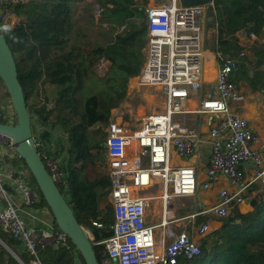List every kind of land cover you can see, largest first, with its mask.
<instances>
[{
  "label": "built area",
  "instance_id": "obj_1",
  "mask_svg": "<svg viewBox=\"0 0 264 264\" xmlns=\"http://www.w3.org/2000/svg\"><path fill=\"white\" fill-rule=\"evenodd\" d=\"M27 1L0 0V25L12 27L17 17L11 6ZM148 1L144 5V60L138 74L129 79L128 88L156 89L163 109L144 115L138 125L124 121V112L131 113L120 111L104 128L113 223L109 225L112 233L96 242L104 245L106 253L100 264H173L179 255L197 256L199 239L210 225L208 219L196 223V217L226 216L234 205L245 201L253 184L259 186L258 191L264 189V144L249 119L234 106L243 100L239 83L231 79L237 61L228 58L220 63L217 49L205 42V6L212 2L183 7L178 0ZM141 4L138 1L137 5ZM100 11L96 6L95 18ZM250 37L256 39L253 32ZM241 46L239 56L247 53L250 44ZM212 67L214 74L207 79L205 72ZM193 99L194 109L185 111ZM53 105L54 99H50L46 108ZM191 112L205 117L204 132L184 122V115ZM11 114L10 101H1L0 121L6 118L12 122ZM44 129L50 127L34 124L35 146L52 179L61 185L65 172L60 157L49 155L50 144L40 137ZM59 135L52 131L51 145ZM0 143L4 148L0 153V229L19 242L35 258V264H41L38 253L47 247L64 248L72 254L74 264H84L78 249L54 226L53 219L36 212L43 207L35 206L40 196L27 183L25 169L3 163V153L20 157L11 138L0 133ZM203 145L208 148V159L205 178L199 182L195 167L186 161ZM174 155L181 162L173 161ZM246 163L251 165L249 170ZM219 179L227 185L217 190L214 203L198 204L184 216H176V198L209 190ZM148 186L157 187L159 192L144 194L141 190ZM91 224L103 227L98 220ZM89 236L93 242L92 234Z\"/></svg>",
  "mask_w": 264,
  "mask_h": 264
},
{
  "label": "trees",
  "instance_id": "obj_2",
  "mask_svg": "<svg viewBox=\"0 0 264 264\" xmlns=\"http://www.w3.org/2000/svg\"><path fill=\"white\" fill-rule=\"evenodd\" d=\"M138 1L142 4L137 5ZM147 1L28 0L11 6L18 18L12 27L0 25V33L5 36L15 61L31 126L40 123L42 127H50L40 137L50 144L49 155L60 157L65 176L64 184L57 187L79 224L92 234L99 263L106 253L104 245L96 242L112 233L109 225L113 223V210L107 200L110 183L106 172L94 179L85 178L82 172L87 165L95 163L96 153L104 159V133L101 129L92 130V126L108 124L111 109L125 99L129 79L142 66ZM132 5L135 15L125 18L121 10ZM96 6L101 8L98 18H95ZM204 23L206 28L213 29L211 43L220 54L219 62L228 58L237 61L231 79L246 82L253 92L264 95V0H212V5L205 6ZM94 24L106 41L91 35ZM103 24H107L106 30ZM245 27L258 40L239 56L242 46L236 33ZM101 61L109 63L98 74L95 67ZM0 83V93L9 97L1 80ZM45 83L54 86V105L46 108V98L31 105L30 98ZM84 93L88 95L83 97ZM0 100L4 102L1 96ZM52 131L60 134L54 145H51ZM93 149L99 152L94 153ZM4 156V162L28 170L21 157ZM29 175L27 183L40 196L35 206L48 208L30 171ZM249 204L252 208L249 211L241 212L234 205L226 216L217 218L220 225L199 239V255L191 258L179 255L173 264H264V189L252 195ZM50 215L53 219L51 212ZM208 218L198 216L196 223ZM92 220L100 221L103 227H94ZM0 238L23 264H35V258L19 242L1 230ZM38 259L41 264H74L72 254L61 247L40 250ZM0 264L21 263L0 245Z\"/></svg>",
  "mask_w": 264,
  "mask_h": 264
},
{
  "label": "water",
  "instance_id": "obj_3",
  "mask_svg": "<svg viewBox=\"0 0 264 264\" xmlns=\"http://www.w3.org/2000/svg\"><path fill=\"white\" fill-rule=\"evenodd\" d=\"M178 1L183 7L206 5L212 2V0ZM0 80L9 95L15 114V120L12 122L0 121V133L11 138L15 152L24 160L53 216L57 228L66 234L70 242L78 249L84 264H100L96 258L88 231L77 221L73 210L58 189L37 152L30 114L22 86L17 77L15 61L2 33H0ZM4 246L15 259L23 264L9 247Z\"/></svg>",
  "mask_w": 264,
  "mask_h": 264
},
{
  "label": "crops",
  "instance_id": "obj_4",
  "mask_svg": "<svg viewBox=\"0 0 264 264\" xmlns=\"http://www.w3.org/2000/svg\"><path fill=\"white\" fill-rule=\"evenodd\" d=\"M133 8L132 6L130 7H125L121 10V14L125 17V18H128V17H133L134 15L133 14ZM76 13V8L74 7V17H76L75 15ZM127 14V15H126ZM18 19V18H17ZM104 27V30L107 29V24H103L102 25ZM213 32V29L210 28V33ZM250 33L251 32H248L247 28H242L240 29L237 33H236V36L238 38V42L240 45H243L244 43H248L250 44L249 47H251V45H253L257 40V36H256V39H252L250 37ZM95 38H97L99 41H106V36L103 35V34H100L98 37L97 35L95 36ZM206 41L211 43V39L209 37L206 38ZM143 49V48H142ZM143 52V50H142ZM108 61H101L99 63V66L100 67H103L104 69L107 68L108 66ZM98 65V64H97ZM249 73H252L251 70L249 69ZM214 74V67H212L210 70H206L205 72V77L207 79H210L212 77V75ZM239 83V86L242 90V93H243V100L239 103L238 105V109H241L242 110H238L240 113H242V115H244L245 117H247L249 119V122H250V125L251 127L257 131V133L259 134L260 136V143L264 144V126L263 124H257V122H255L254 119L258 120L257 115L253 114L251 111H249V109L251 107H253L255 105V111L258 112V109H261V107L264 109V95L262 92L260 91H256V92H253L251 90V88L248 86V84L246 82H243V81H237ZM47 85H50V86H53L51 84H48V83H45L43 84V87L47 86ZM0 89L2 90V85L0 83ZM4 93H0V96L2 97V99L4 100L5 103H8V101H10L9 97L7 96H4L2 95ZM193 101V102H192ZM1 102V101H0ZM190 105L191 104H194L195 101L194 99L190 101ZM246 108H245V107ZM245 108V109H244ZM242 111V112H241ZM14 113V112H13ZM183 117V115H182ZM261 117L263 118V115L261 113ZM186 118V119H185ZM11 119L13 120V114H11ZM184 122L186 124H195L196 126L200 127L202 129V131L204 132V130H206L207 128V125H206V119L204 116L198 114V113H188V114H185L184 115ZM3 147L0 148V153L2 154L3 152ZM4 154L2 155V158L4 160ZM208 159V148L206 145H203L202 148L193 156L189 159V161H186V162H189L190 164H192L195 169H196V174H197V179L199 182L203 181L205 176H204V168H205V165H206V161ZM6 161V160H4ZM3 163H10V162H4ZM173 161L175 162H181L175 155H174V158H173ZM245 166L248 168V170L250 169L251 165L249 163H246ZM25 178L27 179L28 178V175L25 174ZM225 185H227V182L226 180L224 179H219L218 181L214 182L212 185H211V188L209 190H206V191H200L199 193L200 196L197 197V200H196V203H195V206L198 205V204H201V205H208V204H211V203H214L216 201V193H217V190L220 188V187H224ZM258 188L259 186L256 185V184H253L250 188H249V195L250 193H253V195H255L256 193H258ZM159 189H157L158 191ZM153 192L155 193L156 190H155V187H151L147 190H144L143 192ZM159 192V191H158ZM157 193V192H156ZM199 195V194H198ZM252 197V196H251ZM251 199V198H250ZM249 199V200H250ZM195 207H193L192 209H194ZM42 209V207H41ZM238 209L241 211V212H246V211H249L251 210V206L249 204V201H244L243 203L239 204L238 206ZM43 210V211H42ZM42 210H36L37 213H42L45 214V216H47L48 218H51V215H50V212H48V209L46 210V207H43ZM190 212V211H189ZM188 213V212H187ZM213 219L212 217H209L208 220H209V225L210 224V220ZM217 219V218H216ZM220 225V221H217V222H214V225L213 227L216 228ZM210 229H211V226H210ZM1 230V229H0ZM2 231V230H1ZM3 232V231H2ZM6 245L2 239L0 238V245ZM7 246V245H6ZM8 247V246H7ZM15 253V252H14ZM16 254V253H15Z\"/></svg>",
  "mask_w": 264,
  "mask_h": 264
},
{
  "label": "rangeland",
  "instance_id": "obj_5",
  "mask_svg": "<svg viewBox=\"0 0 264 264\" xmlns=\"http://www.w3.org/2000/svg\"><path fill=\"white\" fill-rule=\"evenodd\" d=\"M132 15H135V11H133ZM204 28H206L205 23H204ZM98 29H99V27L94 24V28L91 31V35L92 36H94V35L96 36L97 35V37H98L100 35V33H101V32L98 31ZM205 36H206V38L209 37L210 39H212V33H210V28H206ZM206 38H205V41H206ZM206 44H210V43L207 42ZM95 72L98 73V74H102L104 72V68L100 67L99 64H98L95 67ZM92 89L95 90L94 87H92ZM82 94H83V90H82ZM53 95H54V86H50V85H47L45 87L41 86V88L37 89V91L34 94V96H32L30 98L29 103L31 105H37L39 102L40 103L43 102L44 98H46L48 100L52 99ZM87 95H88V93H84L83 97L87 96ZM190 103L191 102L189 101V103L187 104V106L184 109L185 111L194 109L195 105L194 104L190 105ZM238 105H239V103L238 104H234L236 110L238 109L237 108ZM255 108L256 107L254 105L253 107H251L249 109V111H251L255 115L258 114V116H257L258 120H256V119H254V120H255V122H257V124H263V126H264V109L261 107V109H258V112H256ZM162 109H163L162 99L160 98V93H158L156 91V89L149 88V87H140V88H138V87H135V86L130 89L127 86V95H126L125 99L116 108L111 109V112H110L111 113V117L110 118H113L114 116H118L120 111H127L128 113H131V114L128 115L126 112H124L123 120L126 121V122H129V124L131 123V124L138 125L140 123L141 117H143L144 115H147L148 113H150L152 111H157L158 112V111H161ZM238 110L240 111V110H242V108L238 109ZM238 110H237V112H239ZM261 113L263 115V118L261 117ZM239 114L242 115V113H240V112H239ZM182 115H179V117H182ZM104 128H105V126H101L98 123L92 126V130L93 129H101L100 131H102L104 133L103 138L106 135ZM98 136H100L99 132H98ZM93 151H94V153H96V151L99 152L97 149H93ZM103 157H104V159L102 160L100 154L96 153V158L94 159L95 163L92 164L91 166L87 165L86 168L84 169V171L82 172V176H84L85 178H88V179H94V178L99 177L100 175L105 174V172H106L105 150H104ZM25 171H26V175L30 176L29 175V171L27 169H25ZM157 189L158 188L155 187L156 192H158ZM200 191L201 190H198L192 196L176 198L174 200V207H175V210H176V216L178 218L184 216L193 207H195V203H196L197 197L200 196V194H201V193H199ZM155 193H153L151 191L144 192V194H147V195H150V194L155 195ZM252 195H253V193H250V195L245 196V201H249V199L251 198ZM258 197L260 199H262L261 196H258ZM107 200L109 201L108 195H107ZM152 203L154 205H157V207H159V203H157L156 201H153ZM217 221H218V219H216V218L210 220L211 228H214L213 227L214 222H217ZM87 231L90 234V231L89 230H87ZM3 247H5V246H3Z\"/></svg>",
  "mask_w": 264,
  "mask_h": 264
},
{
  "label": "bare ground",
  "instance_id": "obj_6",
  "mask_svg": "<svg viewBox=\"0 0 264 264\" xmlns=\"http://www.w3.org/2000/svg\"><path fill=\"white\" fill-rule=\"evenodd\" d=\"M151 187H153V186H148V187H146V188H143L141 191L147 190V189H149V188H151ZM151 195H153V194H151Z\"/></svg>",
  "mask_w": 264,
  "mask_h": 264
}]
</instances>
